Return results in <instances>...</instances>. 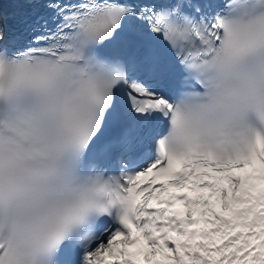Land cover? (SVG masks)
<instances>
[{
	"label": "snow or ice",
	"instance_id": "obj_1",
	"mask_svg": "<svg viewBox=\"0 0 264 264\" xmlns=\"http://www.w3.org/2000/svg\"><path fill=\"white\" fill-rule=\"evenodd\" d=\"M0 4V264H264V0Z\"/></svg>",
	"mask_w": 264,
	"mask_h": 264
}]
</instances>
